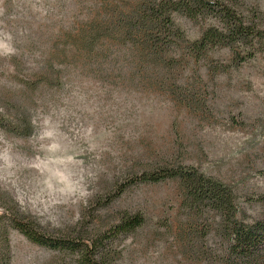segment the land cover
Segmentation results:
<instances>
[{
  "label": "rangeland",
  "instance_id": "1",
  "mask_svg": "<svg viewBox=\"0 0 264 264\" xmlns=\"http://www.w3.org/2000/svg\"><path fill=\"white\" fill-rule=\"evenodd\" d=\"M139 1L0 0V264H77L29 242L11 213L62 236L105 232L123 212L146 223L114 242V264H234L219 217L191 218L177 182L96 206L162 165L195 167L233 189L240 221H264V46L242 65L178 43L166 64L105 41L75 53V37L114 30ZM218 1L264 30V0ZM175 20L190 41L217 24Z\"/></svg>",
  "mask_w": 264,
  "mask_h": 264
},
{
  "label": "trees",
  "instance_id": "2",
  "mask_svg": "<svg viewBox=\"0 0 264 264\" xmlns=\"http://www.w3.org/2000/svg\"><path fill=\"white\" fill-rule=\"evenodd\" d=\"M176 16L194 22L211 18L217 24L206 29L200 39L190 41L184 30L178 27ZM75 38L73 48L79 56L94 54L105 41L131 51L135 60H162L164 64L168 61L165 58L172 60L170 53L176 43L183 45L187 54L197 60L209 50L226 48L239 65L256 58L257 47L264 46V30L254 22H247L235 8L218 0H141L132 14L115 23L114 30L104 32L93 28ZM162 182L179 184L183 204L195 221L208 213L219 217L216 225L229 246V260L234 264H264V221L250 224L240 221L233 189L201 174L193 166L162 165L134 175L132 179L119 183L116 193L96 206L105 208L133 186ZM260 201L264 202V196ZM6 220L32 244L66 252L77 258V264H114V242L132 235L146 223L140 212H123L118 222L105 232L93 230L90 233L86 228L88 223H85L73 234L55 236L45 233L19 213L7 215Z\"/></svg>",
  "mask_w": 264,
  "mask_h": 264
}]
</instances>
